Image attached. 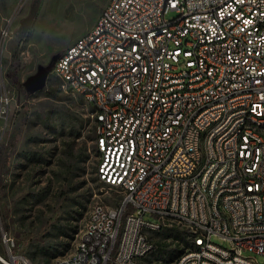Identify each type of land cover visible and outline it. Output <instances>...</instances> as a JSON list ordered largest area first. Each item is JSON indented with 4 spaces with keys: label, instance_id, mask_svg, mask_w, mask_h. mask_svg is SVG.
I'll use <instances>...</instances> for the list:
<instances>
[{
    "label": "built area",
    "instance_id": "built-area-1",
    "mask_svg": "<svg viewBox=\"0 0 264 264\" xmlns=\"http://www.w3.org/2000/svg\"><path fill=\"white\" fill-rule=\"evenodd\" d=\"M156 24L168 25L169 42L153 36ZM52 73L102 109L101 119L90 113L97 177L122 194L114 214L100 201L90 230L80 231L84 247L56 264H142L155 249L149 233L177 226L189 237L199 227V242L171 264H264L253 255L264 256V0H108ZM222 112L224 126L198 144ZM204 159L211 166L195 177ZM218 205L230 206L235 231ZM3 238L0 264H32Z\"/></svg>",
    "mask_w": 264,
    "mask_h": 264
},
{
    "label": "rangeland",
    "instance_id": "rangeland-1",
    "mask_svg": "<svg viewBox=\"0 0 264 264\" xmlns=\"http://www.w3.org/2000/svg\"><path fill=\"white\" fill-rule=\"evenodd\" d=\"M107 1L0 0V150L9 155L0 186V228L14 240L13 253L32 264H56L53 252L71 254L93 205H116L122 194L97 177L93 108L83 96L66 90L51 73L45 88L27 97L6 73L17 66L25 81L88 32ZM36 4L34 20L23 32L22 22ZM145 218L157 220L150 214ZM177 230L190 245L191 233L180 226L149 237L173 247ZM212 240L230 246L219 235ZM7 249L2 236L0 254L7 255ZM142 264L166 261L152 252Z\"/></svg>",
    "mask_w": 264,
    "mask_h": 264
},
{
    "label": "bare ground",
    "instance_id": "bare-ground-1",
    "mask_svg": "<svg viewBox=\"0 0 264 264\" xmlns=\"http://www.w3.org/2000/svg\"><path fill=\"white\" fill-rule=\"evenodd\" d=\"M153 36H161V42L170 41V29L166 24H156L153 28ZM138 96V88H131L128 90V98H136ZM94 112V119H101L102 109H99V105H91ZM224 119H229V112H222V119H213L211 124H206V126L199 130L198 132V144H206L213 135V127L224 126ZM248 131H257V124H248ZM202 156H209V147H202ZM211 166V159H204L199 162V168H195V177H202V169H208ZM105 182V179H100ZM204 196H211V189H204ZM97 205H100V201L96 202L88 217H95L97 215ZM205 210H207L208 215H215V198H208L207 203H205ZM218 212L222 218H225L227 223L228 231H235V222H233V214L230 206L218 205ZM115 205L106 204V214H114ZM82 230H90V223H85ZM191 233V244L197 245L199 242V227H192L190 229ZM86 244V232H80L77 244L73 252L69 255H76L77 247H84ZM153 252V251H152ZM183 251L181 254H184ZM180 254V255H181ZM179 255V256H180ZM178 256V257H179ZM177 257V258H178ZM176 258V259H177Z\"/></svg>",
    "mask_w": 264,
    "mask_h": 264
},
{
    "label": "trees",
    "instance_id": "trees-1",
    "mask_svg": "<svg viewBox=\"0 0 264 264\" xmlns=\"http://www.w3.org/2000/svg\"><path fill=\"white\" fill-rule=\"evenodd\" d=\"M6 75L12 86L22 89L27 97L31 96V94L27 93L25 88L23 87V82L19 78L17 66L9 69ZM8 161L9 155L6 152L0 150V186L4 181V177L2 174L5 168L8 166ZM2 236L3 232L0 228V240ZM74 238V235L71 236V241H73ZM173 238L175 240L173 243V247H171L172 243H170L169 241L155 242V249L153 250V253L156 252L157 258L166 261V264H170L184 251L187 246H189V241L186 236L180 233L178 230L174 233ZM64 254L65 253L63 251H59L53 252L50 256L56 259Z\"/></svg>",
    "mask_w": 264,
    "mask_h": 264
},
{
    "label": "water",
    "instance_id": "water-1",
    "mask_svg": "<svg viewBox=\"0 0 264 264\" xmlns=\"http://www.w3.org/2000/svg\"><path fill=\"white\" fill-rule=\"evenodd\" d=\"M37 8L38 5H34L30 11V14L26 18H24L22 22L23 32L28 31V29L30 28L34 20ZM57 58L58 55H54L48 64H40L37 71L27 77L25 81H23V86L27 93L33 94L45 88V86L47 85L48 77L53 71Z\"/></svg>",
    "mask_w": 264,
    "mask_h": 264
}]
</instances>
